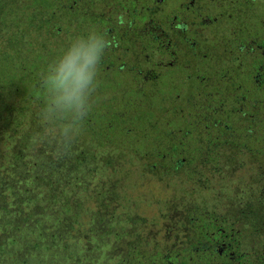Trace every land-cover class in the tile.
<instances>
[{
    "label": "trees",
    "instance_id": "16d2710c",
    "mask_svg": "<svg viewBox=\"0 0 264 264\" xmlns=\"http://www.w3.org/2000/svg\"><path fill=\"white\" fill-rule=\"evenodd\" d=\"M59 1L61 0H24L19 5L18 0H0V43L3 45H0V145L7 146L5 150L0 151V264H97L100 251L108 248L106 239L109 236H113L114 240L124 239L122 249L117 251L110 247L108 250L110 260L118 257L119 262L116 264H264V128H260L259 133L253 131V134L240 136L245 140L243 143L239 140L237 142L225 140L222 144L240 150L235 151L234 156L227 157L224 151L216 152L215 148L221 143L213 144L212 141H208L211 140V128L223 132L229 128L230 120L233 119L226 116L229 109L227 110L225 105L221 106L222 104H219L220 108L218 107L217 112L207 120L204 118V110L208 109L199 104L204 110L199 109L200 106L195 107L198 118L192 124H190L192 116L189 107L184 114H180L181 111L180 113L174 111L175 114H172L173 111L169 109L174 120L173 126L169 127L174 133L169 136L167 145L171 148L168 147L166 156L163 153L159 154V161L147 160L149 161L147 166L153 170L158 172L159 166L166 165L167 171L172 170L174 175L180 174L192 181L197 188L196 191H207L209 187L207 183L199 182L201 173L196 172L195 168L190 169L191 161H188L190 164L187 163L189 169L187 167L184 170L183 160L175 157L180 149L172 146L175 143L178 146H181V143L185 144L183 140L186 138L194 146L193 137L203 134L202 137L207 143L203 150L204 159L215 151L218 154L213 160L224 159L230 165L229 161L237 156L241 157L240 163H237L238 169L244 167V159L258 167L249 181L244 184L238 183L240 187L237 185V188L224 189L225 196L220 193L214 197L198 196V204L187 211V223L181 224L187 227L185 231L190 230V233L184 236L187 242L182 244L183 246L170 249V255L165 253L163 259H155L160 256L157 249L154 253L153 250L148 253L142 247L139 248L134 241L125 240L131 228L123 233H111V228L115 224L113 214L103 217L95 211L90 213L85 211L86 214L88 213V221L82 220L80 208L83 204L72 200V195L79 193L83 199L86 198L89 192L88 184H95L94 173L101 169L100 172L103 174L104 169L110 168L120 157V154L114 153V150L119 151L117 146H113L114 150L107 148L108 152L105 151L107 146L104 145V139L110 135L104 134L108 130H102V127L106 126L110 129L126 122L135 123V120L146 124L153 119L154 115L151 111L156 108V106H148L149 104L163 105L170 97L178 98L179 94L167 92L172 86L170 81L173 75L169 72L166 73L167 75L164 74L166 81H157V84L140 82L142 89L147 91L145 94L149 95L147 97L138 90L139 83L132 82L126 85L119 80L118 76L124 72L104 71V67H108L105 62H96V67L102 72L98 77L92 76L91 73L82 75L74 67L75 76L78 77L77 82L67 81V78L72 76L69 70L72 67L67 65L70 59H66L65 67H60L63 70L61 73H50L56 68L55 63L58 58H65L63 55L66 53H69L67 56L77 63L76 55L81 48L72 47V51L68 52L67 46L61 47L56 42L50 47L45 43L44 34L52 35L51 37H58L61 34L72 41L74 35L69 29L70 23L74 20L80 22L77 26L79 30L92 29L95 21L99 24L103 22L101 25H105L102 19L95 20L83 10H80L83 16L76 17L75 7L79 5L82 7V0H62L64 6L55 11L52 8ZM92 1L97 2V0ZM108 2L107 7L110 8L112 3ZM130 4L133 10L134 4L131 0H124L120 6H117L121 9L128 8L131 14ZM147 9L149 11L147 16L150 14L151 17H156L162 11L161 7L159 10ZM115 12L117 14V10ZM56 18L67 21V24L63 27L57 25ZM12 31L15 33L10 34ZM108 31L109 28L106 27L105 32ZM85 37L86 34L80 42L83 43ZM39 38L42 41L35 45L39 47L38 51L32 52L31 61L25 65V61L20 63V60V64L14 67L15 61L12 55L18 52L24 40L27 39L25 45L27 48L30 46L31 50L30 42L38 41ZM102 46L104 44L98 45V48ZM156 47L154 40L151 42L149 39L148 45L143 49L149 52L145 54L149 62ZM126 66L120 69L127 70ZM111 72L116 74L113 76ZM12 84H15L14 91L8 88L10 85L13 86ZM125 85L126 89H122ZM82 86L85 87L84 93H73L72 97L69 95L71 91L76 92L77 88ZM91 89H94V95ZM58 91L61 93L56 96L55 93ZM49 93L53 94V98L49 97ZM189 93L190 91L186 90V102L191 96ZM12 94L22 97L23 102L29 104L34 102L39 106V111L29 116L30 113L24 110L25 106L20 108H15V104L7 106L5 101ZM107 94L112 95L108 98ZM254 95H257L256 92ZM254 98L256 100L259 97ZM146 99H149V104ZM137 102L141 106L146 103L145 106H148L150 111L140 112L142 117L139 119L135 116L129 121L124 117L119 118L118 113H124V110L131 108ZM159 109L167 112L164 108ZM134 111L138 112V109L134 108ZM191 112L193 113V110ZM25 113L27 117L24 116ZM43 115L46 117L45 120ZM90 122L97 123L99 129H95ZM60 123L66 125L68 132L75 131V135L59 132L57 126ZM262 126L264 127V123L260 125ZM125 127L126 125L123 126V131ZM169 129H165L166 131L157 129L160 132L152 131L149 133L150 139H144L152 146L154 141L159 139L162 144H167L164 137L169 135L167 131ZM153 134L155 135L151 138ZM187 145L191 144L187 143ZM102 148L106 152L105 157H108L105 159L106 164L100 166L97 165L98 162L91 150ZM184 149L188 154L192 153L196 156L195 148H191V151L184 146ZM212 170L214 174H219L223 166H213ZM220 180L219 182L223 184L224 182ZM103 195L102 192H98L90 197L89 206L96 207L95 201L101 202L105 197ZM219 200L224 206L220 207ZM123 221L117 220V223ZM137 221L135 218H130L125 223L128 225ZM138 238L135 235V239ZM65 239L83 240L85 244L80 245L79 249L71 246L72 253L71 250L69 253L74 255L73 257L59 255L58 248L62 253L69 248L64 243Z\"/></svg>",
    "mask_w": 264,
    "mask_h": 264
},
{
    "label": "rangeland",
    "instance_id": "374dc122",
    "mask_svg": "<svg viewBox=\"0 0 264 264\" xmlns=\"http://www.w3.org/2000/svg\"><path fill=\"white\" fill-rule=\"evenodd\" d=\"M108 1L112 3V6H108ZM124 0H84L81 1L82 7L79 5L75 7V14L77 18H80L78 16H83L82 13H80V10H83L85 14H88L92 16L95 20L102 19L105 22V25L102 26L103 22L99 24V22L93 23V28L86 30H79L77 26L80 22L73 21L70 23V29L73 33V40H69V37H65L61 34H59L58 37H51L50 35L44 34L43 38L45 40V43H47L50 47L51 44L56 42L59 43L58 45L61 47L67 46V51H72V47L78 48L81 50L78 51L76 55V60H78L77 63H75L74 60H71L69 58V53H66V55H63L65 58H58L55 64H57L55 69L53 71H50V73L55 74L57 72L61 73L63 70L60 68L66 66V59H70L69 65L72 67L69 69L71 71L70 77L67 78V81L71 82H77L78 77L75 76V70L74 67H76L82 75H87L88 73H91L92 76L98 77L102 75V72L99 70L98 67H96V62H105L108 67H104V71L110 72L112 70H120V72H124L118 76L119 80H122V83H125L126 85L133 83H139L137 84L138 90L142 91L145 97L149 96L145 93L146 90H143L141 87V84L139 81H134L135 78L133 75L126 71L125 69L121 70L120 68H124L125 65H131L136 64L140 66L142 71V78L149 77L150 75V67L148 64L145 66L146 61L144 62L143 54H148L149 52L146 50H143L146 45H148L149 42V35H147L151 29L152 26H157L159 24H162L165 26L166 21H168V16L173 12L170 10L172 7L171 1H164L161 4H157L155 0H131L134 4L133 10H132V4H130V10L131 14H129L128 8L121 9L119 6L122 4ZM174 1V0H173ZM259 0L255 1L254 9H253V18L257 19L261 16H263L264 12V4L259 3L256 4ZM261 1V0H260ZM24 0H18L19 5L23 3ZM141 4H137V3ZM63 1H59L55 3L54 9L55 11L61 9L64 4H62ZM207 4V2H206ZM119 5V6H117ZM144 6V7H143ZM159 8L161 7L162 11L153 19L151 15L147 16L149 13L148 9L146 8ZM150 6V7H149ZM74 8V7H73ZM169 8V10H168ZM117 10V14L115 12ZM143 13V14H142ZM192 17L189 19V23H187L186 28L188 32L190 33H196L198 40H203L202 34L200 35V31L202 33L203 29L196 30L195 26L191 23ZM57 25H60L61 27L65 26L67 24V21L56 18L55 20ZM86 23V21H85ZM138 23V26L136 25ZM89 27V26H88ZM106 27L109 28V31L106 33L105 29ZM165 32H162L160 36L164 35L167 32L166 27L164 28ZM262 29L258 26L257 23H253V27L251 28V32H255L257 35L259 32H261ZM15 31H12L10 34H14ZM165 33V34H164ZM264 33V32H263ZM86 34V37L84 38L85 41L82 43L81 35ZM78 35V36H77ZM80 37V38H79ZM144 37V39H142ZM208 38V36H206ZM78 38V39H76ZM30 40V39H29ZM147 40V41H146ZM210 40V38H209ZM205 41L206 45L211 46L210 41ZM262 40V38H261ZM33 41V43H32ZM30 42V45L32 46L30 50V46L25 45V42L27 43V39L24 40L22 45L19 47L18 52L16 54H13L14 57V67L18 66L21 62L25 61V65H27L28 61H31L32 58V52L38 51L37 42H41L42 39L39 38L38 41L32 40ZM215 41V40H214ZM254 44L258 41V38H254ZM264 41V40H263ZM263 44L264 42L261 41ZM2 43H0L1 45ZM101 48H98V45H102ZM3 46V45H1ZM81 46V47H80ZM25 48V49H24ZM27 48V49H26ZM66 48V47H65ZM73 48V49H74ZM76 48V49H77ZM96 48V49H95ZM140 50H143V54ZM213 51H217V47H212ZM257 52V50H255ZM19 58V59H18ZM21 60V61H20ZM179 60V59H178ZM187 59H183V61H186ZM20 61V63H19ZM189 59L188 62L190 66L195 65V61ZM17 63V64H16ZM203 64V60L196 63V69L200 68V66ZM95 70H97L95 72ZM161 70V69H160ZM160 70H156V73H158V81H166L164 78V74L170 73L173 76L171 77V83L172 86L167 89V92L172 94H177L178 98L176 97H170L166 102L161 104H149V99H146V102L149 104L148 106H156L151 112L154 115L153 119H151L150 122L141 123L140 120H135V123L130 124V122H126L123 124H119L117 127H113L110 129H107V127H102V130L106 129L107 132H104V134L108 133L110 136L107 139H104L106 152L107 148L114 150L113 146H117L118 150H114L115 154H120V157L112 163V166L109 168H105L103 174L100 172L101 169L94 173L95 179H93V183L88 184L87 190L88 196L86 198H82L81 195L74 194L72 200H77L82 202L83 204L82 208H80L82 211L80 214V217L85 222L87 220L88 213L95 211V213H100L103 217H108L107 215L113 214V221L115 222L114 226L111 228V233L117 234V233H123L125 230L132 229L129 234L127 235L125 240L134 241L136 245L139 246V248L142 247L145 252H151L153 250V253L158 251L160 254L159 257H155V259H163L165 255L169 254L170 249H174L175 247L179 248L180 246H183L182 244H185L187 240H185L184 236L190 233V230L185 231V228L181 224L187 223L188 214L187 211L192 209L194 206L198 204L197 201H199L198 196H207V197H214L217 193H220V195L225 196L224 189L226 188H235L239 184H244L247 181H249V178L257 172L258 167L257 165H253L250 162L243 160L244 167H240V169L237 168V163H240L241 157L235 156L233 158L234 160L229 161L230 165L224 161V159H220L218 161L216 158V155L218 153L216 152H222L226 154L227 157H230V155L234 156L235 151H240L234 146H228L227 144H222L225 140H232L234 142H237V140L241 141L243 143L245 140L240 137L246 135L253 134V131L260 132V128H264L263 126L260 127L262 123H264V120H262V113L257 115L258 117L254 118L252 121H249L248 119H245L244 121H240L237 124L232 120H230L232 130L230 127L229 132L227 129H225L223 132H218L211 128L210 130V136L213 144L221 143V145H217L215 151L211 152L207 157L204 159V148L207 143H205L203 134L195 135L196 137H193L195 139L194 146L189 141L183 140L185 144L181 143V146L178 144L172 145L177 146L178 149H180L179 154L175 155L177 156V159H180L182 161L183 169L186 170L190 164V169L195 168L196 172L201 173L199 182L207 183L208 190L206 191H196L197 188L195 187V184L192 183V181L188 180L185 176L174 175L172 173V170L167 171L166 165L163 167L159 166V171L153 170L148 165L147 161L152 160L154 162L159 161V154L163 153L164 156L167 155L168 147L171 148V146L168 145V138L170 135H172V132L174 131L172 129H169L170 126H173L174 120L171 118V114L169 113V109L173 111L172 114H175L174 111H177V113L184 114L185 110H189V113L191 114V120L190 124L195 122L197 120L198 112H196L195 107L200 106L199 104L206 107L209 111L211 109L214 110V112H217L219 109L218 106L215 105V103H211L212 101V94L210 93L209 88L206 87V85H199L195 87H189L188 89H185L184 85L187 82V76H185L186 80H184V75H187L188 73L185 72L183 67H176L175 71L170 70H164L161 72ZM23 71V70H22ZM105 72V73H106ZM114 76V72H111ZM201 73L200 71L196 72V74ZM167 75V74H166ZM194 79V78H191ZM190 82V81H189ZM120 83V81L118 82ZM188 83V82H187ZM13 86H9L10 91H14L15 84H12ZM126 85L122 87V89H126ZM184 87V88H183ZM121 89V91H123ZM206 89V90H205ZM183 90V91H182ZM186 90L190 91V95L187 100ZM85 87L82 86L80 88H77L76 92L71 91L70 96L72 97L73 93H84ZM93 95L94 89H91ZM209 92V93H208ZM61 91H58L56 94L60 95ZM207 93V94H206ZM254 92H250L249 94H253ZM182 94V95H181ZM255 94V93H254ZM74 95V94H73ZM108 98L111 97L112 94H107ZM176 96V95H174ZM49 97L53 98V94ZM22 98V97H21ZM19 96L11 95L9 96L5 103H7V106H10L15 104V108H20L25 106L26 113H30L29 116L32 115V113L39 111V106H37L34 102L33 104H29L26 102H23V99H21ZM157 101V99H156ZM23 104H22V103ZM135 102V101H134ZM146 105V103H144ZM188 104V105H186ZM141 106L139 102L136 104L134 103L133 106L129 109L124 110V113L120 112L118 113L119 118H127L129 119L132 116H135V118L139 119L142 117V111H146L150 109L148 106ZM215 107L213 108V106ZM258 102H254L253 106L254 109L250 113L257 114L262 109L259 108ZM14 106V105H13ZM189 107V109H188ZM248 107V106H247ZM261 107V106H260ZM134 108L138 109L137 111H134ZM159 108H164L167 110V112H163ZM194 108V109H193ZM202 111V106L200 108ZM20 110V109H19ZM193 110V113L191 112ZM134 111V113H133ZM25 113L24 116L27 114ZM206 116L205 119L208 118V113H204ZM174 116V115H173ZM178 117H181L180 115H177ZM27 117V116H26ZM42 117L43 120L46 119L45 115ZM13 118V116H12ZM171 118V119H170ZM189 117H187V120ZM11 122V121H10ZM95 129H99V126L97 123L90 122ZM248 123L250 124V128H247ZM76 125V123H75ZM124 131L122 130L123 126H125ZM219 128V126L217 127ZM167 130L169 135L164 137V141L167 144H162V141H154V144H152L145 140L150 139L149 133L152 131L155 133L160 132V130ZM57 130L61 133H64L65 135H70V133L75 135V131L68 132L66 130V125L63 123H60V125L57 126ZM76 130V129H75ZM248 130V131H247ZM79 131V130H76ZM158 131V132H157ZM166 131V130H165ZM80 132V131H79ZM200 132V130H199ZM148 135V136H147ZM155 134L151 136L154 137ZM237 137H239L237 139ZM262 137V136H261ZM203 138V139H202ZM187 141V142H186ZM187 143H190L191 145H187ZM204 144V145H203ZM210 144V143H209ZM211 143L210 146H213ZM94 146L96 144H93ZM184 146L186 149L189 148V150L196 149V156H193L191 153L188 154L185 152ZM7 146H1L0 145V151L5 150ZM172 148V149H173ZM102 149H92L91 153L98 162L97 165L102 166V164H106V152ZM182 149V151H181ZM165 150V151H163ZM192 151V150H191ZM200 153L198 154V152ZM113 152V151H112ZM157 155V156H155ZM171 156V153H170ZM239 156V154H238ZM172 157V156H171ZM174 158V157H173ZM223 158V156L221 157ZM170 162L172 161L169 158ZM209 162V163H208ZM96 165V166H97ZM223 166V170L221 173L217 174L213 172L212 168L213 166ZM232 166V167H231ZM188 167V169H189ZM103 169V168H102ZM166 170V171H165ZM164 173H163V172ZM180 176V177H178ZM203 176V177H202ZM221 179V180H220ZM223 181L224 183L221 184ZM233 182V183H230ZM241 182V183H240ZM239 183V184H238ZM242 186V185H241ZM240 187V185H239ZM244 187V186H242ZM237 188V187H236ZM98 192H102L105 196L101 200L95 201L96 207H90L91 200H89L90 197L95 195ZM205 192V194H204ZM220 207L224 206L222 204V201L219 200ZM218 205V206H219ZM105 206V208L103 207ZM113 207V208H112ZM117 218V219H116ZM137 219V223H129L126 225L125 221L128 219ZM116 219V220H115ZM126 219V220H125ZM117 220L123 221V223H117ZM189 226V225H188ZM123 228V229H122ZM70 232L68 233V235ZM67 235V236H68ZM135 235L139 237L138 239H135ZM77 237V236H76ZM70 238V237H66ZM125 238V237H123ZM122 238V239H123ZM73 239V240H64V243L69 247L67 248L63 253L61 252L60 248H58V254H64L67 257H73L74 255L70 254L69 251L71 250L72 253V247H75L76 249L80 248V245L85 244L83 240ZM74 242V243H73ZM122 242V244H120ZM195 243V241H193ZM91 243H94L91 241ZM106 243H108V248L103 249L100 251L99 254V261L97 264H116V262H119L118 257L114 259H109L108 250L110 247L112 250H120L122 249L121 246L124 245V239L123 240H114L113 236H109L106 239ZM188 244V243H187ZM187 246V245H186ZM155 248V249H154ZM120 253V251H119ZM166 253V254H165ZM165 254V255H164ZM92 255H95L92 253ZM170 255V254H169ZM96 256V255H95ZM59 257V256H58ZM76 258V257H74ZM107 259H109L107 261Z\"/></svg>",
    "mask_w": 264,
    "mask_h": 264
},
{
    "label": "flooded vegetation",
    "instance_id": "af4514ba",
    "mask_svg": "<svg viewBox=\"0 0 264 264\" xmlns=\"http://www.w3.org/2000/svg\"><path fill=\"white\" fill-rule=\"evenodd\" d=\"M155 1L157 4L171 1L170 10L173 14L168 16L165 26L162 24L152 26L147 34L151 42L154 40L157 45L150 62L147 60V55L140 50L146 61L145 66L148 64L150 67V76L143 79L142 68L130 63L131 65L126 66V71L133 75L131 78L139 82L157 84L159 72L156 73V70L161 69L160 71L163 72L168 68L170 71H175L176 67H183L188 73L183 77L186 80L185 76H187L188 83L184 85L185 89L191 85H206L210 93L213 92L210 94L211 103H215L218 107L219 104L225 105L227 110L229 109L226 116L233 117L236 124L245 119L252 121L261 113L264 120V43H261L264 42V12L263 16L253 18L256 0ZM260 2L264 4V0H259L256 4ZM190 17L196 30L203 29L202 33L200 31L203 40H198L196 33L186 31ZM253 23H257L262 29L258 35L251 32ZM136 25L138 26V23ZM165 27L166 34L164 33V37L160 36L165 32ZM255 37L258 41L254 44ZM208 40L211 46L205 44ZM215 46L217 51L212 50ZM183 59L187 60L183 61ZM189 59L194 60L195 65L190 66ZM202 60L203 64L197 70L196 63ZM198 71L201 73L196 74ZM252 91L257 95L249 94ZM254 97L259 98L255 100ZM255 101L259 103L258 109L262 108V111L256 115L250 113L254 109ZM204 112L208 113L209 118L214 110H204ZM230 127L233 131L230 125L227 129L229 132H231ZM247 128H250L249 123Z\"/></svg>",
    "mask_w": 264,
    "mask_h": 264
}]
</instances>
